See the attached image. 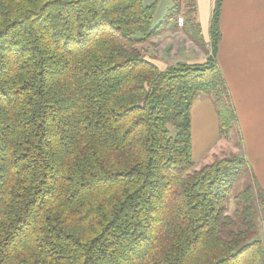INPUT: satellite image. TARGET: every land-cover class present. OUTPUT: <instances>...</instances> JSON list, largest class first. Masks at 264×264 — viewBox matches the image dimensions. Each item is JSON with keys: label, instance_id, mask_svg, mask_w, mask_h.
<instances>
[{"label": "trees", "instance_id": "trees-1", "mask_svg": "<svg viewBox=\"0 0 264 264\" xmlns=\"http://www.w3.org/2000/svg\"><path fill=\"white\" fill-rule=\"evenodd\" d=\"M170 1L153 27L158 0H0V264H264L246 160L191 158L196 98L221 138L235 123L222 0L206 40L196 0ZM178 19L204 57L160 69L141 46Z\"/></svg>", "mask_w": 264, "mask_h": 264}, {"label": "crops", "instance_id": "crops-1", "mask_svg": "<svg viewBox=\"0 0 264 264\" xmlns=\"http://www.w3.org/2000/svg\"><path fill=\"white\" fill-rule=\"evenodd\" d=\"M218 28L220 40L217 63L235 114L229 137L235 129L236 135L241 137L244 151L258 155L259 162L253 165L264 191V158L261 157L264 154V0H223ZM202 101H206L199 104L202 115L196 111L193 116L190 109L191 158L194 154L192 162L198 164L197 167L213 162L208 163V158L223 139L219 136L218 119L212 101L205 97ZM194 129L196 136L203 137L215 130L218 139L202 151L194 146ZM229 137L223 141L227 142ZM232 147L237 150L240 144ZM261 231L260 241L264 247V229Z\"/></svg>", "mask_w": 264, "mask_h": 264}, {"label": "rangeland", "instance_id": "rangeland-1", "mask_svg": "<svg viewBox=\"0 0 264 264\" xmlns=\"http://www.w3.org/2000/svg\"><path fill=\"white\" fill-rule=\"evenodd\" d=\"M155 0H144L145 5H150ZM217 0H196V8H197V18L196 22L198 23L201 32L203 33L205 40L207 35L205 33L208 32L209 29V16L212 7L214 6ZM223 1V0H222ZM171 6L170 0H158V5L153 17V27H156L164 18L166 14V10ZM196 16V14H195ZM181 20V22L179 21ZM184 21L182 19H178L176 23H172L169 25L166 31H164L161 35L151 39L148 43L141 46V50L145 55V59L154 63L160 69H165L166 67L173 65L177 62H193L202 60L204 54L202 50L189 39L188 36L183 31ZM202 98V99H198ZM193 102V109L191 108V114L193 116L196 115V111L198 115H202V110L199 108V104L204 100V97L199 96ZM233 126V125H232ZM232 128V127H231ZM169 134L173 138L176 135L175 130L172 127H169ZM193 142L195 148H200L202 151L205 150L210 145H213L218 139V134L215 130L211 132L210 135L196 136V130L194 129L193 133ZM220 143V145H219ZM218 145L214 147V151L209 156L208 163L215 160V158H222L228 155H236L238 157H242L246 160L250 167L251 178L254 179L259 184V179L257 177L256 171L254 169L253 164H257L259 162L258 155L250 152L244 151L243 145L241 144V137L236 135V130L234 129L231 133L227 142L221 139ZM240 144V147L237 150L233 149V145ZM214 155V158H212ZM264 158V154L261 155ZM194 159V154L192 156ZM198 166V164H196ZM193 164L194 169L198 170L201 167L209 164H199L200 167H197ZM246 181L244 178L236 181L232 187L231 195L238 194L242 188L244 187ZM235 210V205L233 202H230V207L228 209V213L232 215ZM264 212L258 214L256 224H257V238L260 240L261 238V230L264 229Z\"/></svg>", "mask_w": 264, "mask_h": 264}, {"label": "built area", "instance_id": "built-area-1", "mask_svg": "<svg viewBox=\"0 0 264 264\" xmlns=\"http://www.w3.org/2000/svg\"><path fill=\"white\" fill-rule=\"evenodd\" d=\"M181 22V20H179Z\"/></svg>", "mask_w": 264, "mask_h": 264}]
</instances>
